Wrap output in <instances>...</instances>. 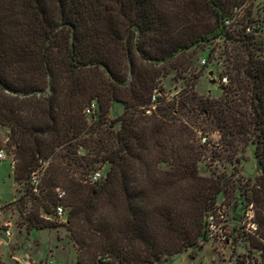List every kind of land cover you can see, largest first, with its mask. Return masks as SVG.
Segmentation results:
<instances>
[{"label": "trees", "instance_id": "16d2710c", "mask_svg": "<svg viewBox=\"0 0 264 264\" xmlns=\"http://www.w3.org/2000/svg\"><path fill=\"white\" fill-rule=\"evenodd\" d=\"M242 1L200 0L213 21L198 30L181 17L185 0H173L171 18L163 0H0V127L21 186L10 204L27 233L54 230L44 214L63 204L77 264L159 262L196 245L218 195L236 190L233 172L200 174L207 147L232 164L251 146L261 174L244 191L264 239V42L245 33L249 23L226 25ZM215 39L228 82L204 95L196 84L208 65L191 72L187 53ZM174 71L184 86L168 96L161 78ZM199 134L216 136L205 145ZM96 169L103 179L85 182ZM254 246L264 252L263 241Z\"/></svg>", "mask_w": 264, "mask_h": 264}, {"label": "rangeland", "instance_id": "374dc122", "mask_svg": "<svg viewBox=\"0 0 264 264\" xmlns=\"http://www.w3.org/2000/svg\"><path fill=\"white\" fill-rule=\"evenodd\" d=\"M162 3L167 7H165L166 11L170 9L171 13L167 12L169 16L172 14L177 15L176 8H173V0H163ZM181 7H183L180 10V13L182 11L183 16L181 17L183 20L188 16L190 20L198 19V23H201L198 30H206L213 21L212 13L200 3V0H185L184 5ZM236 10L237 13H235ZM228 14L232 18L236 17L239 22L249 23L253 29L250 28L247 31L248 26L245 33L255 29L258 38L264 42V0H243L231 7ZM235 14L236 16H234ZM220 45H222L221 39H215L207 45L192 48L187 53L188 61L186 64L190 65L191 72H198L202 65H208L197 80L196 90L200 94L217 95L220 92L221 84L228 82L225 76L220 77V73L224 71V66L219 59V53L223 49ZM211 49H214L215 52L213 53V60L208 63L207 57ZM203 59L206 60L205 64L202 63ZM179 67L182 68V66ZM175 73L174 71L173 74L161 78V85L168 96L174 95L184 86V80L181 79V76L186 78L190 76L189 69L182 72L180 77L175 76ZM224 78H226V81H223ZM121 110V106L117 105L115 113L110 114V117ZM95 114L96 111L92 115ZM87 117L89 120L94 118L89 115ZM8 136L9 130L6 127H0V151L2 150L5 154V158L0 161V239L8 244L7 247L0 246V264H16V261L10 258L11 254L29 256L33 259V264H77L76 252L69 241V233L64 226L66 221L55 219L53 213L44 214L50 220L56 222L57 227L54 230L33 229L27 233L25 227H21L22 217L17 212L16 206L10 204L13 202L12 200L19 196L21 186L13 178L17 159L13 147L9 144ZM215 136L210 137V135L199 134V142L207 145V141L212 140L211 138ZM203 137H206L205 143L201 142ZM220 150L218 149L216 152H220ZM12 154H14L16 161L14 170L10 166ZM205 154L206 157L198 162L201 175L215 176V174L221 173H234L231 178L235 183L236 190L230 194L220 193L213 205L218 219L225 222L227 239L223 241L216 236L208 239L203 236L205 240L203 238L199 239L196 245L179 253L163 255L159 262L152 264H264V252L254 246L257 240L264 243V239L259 233L261 229L257 221L258 205L251 198L250 192L244 191L245 188L252 186L255 179L261 174L260 167L253 156V147L249 146L244 152L237 153L236 156L239 161L232 164L225 159L213 161L212 150L209 147H207ZM46 165L47 163H43L41 168L39 167L36 170L38 173L36 176L37 182ZM101 172L103 171L101 170ZM55 191L61 193L63 190L56 188ZM35 192L38 193L37 190ZM29 206L30 203L26 207L27 210H30ZM64 209L66 220V213L69 208L64 206ZM252 214L253 217H251ZM8 222L10 223L9 226H7ZM8 227L12 234L10 237L5 235V230Z\"/></svg>", "mask_w": 264, "mask_h": 264}, {"label": "built area", "instance_id": "2783aa9c", "mask_svg": "<svg viewBox=\"0 0 264 264\" xmlns=\"http://www.w3.org/2000/svg\"><path fill=\"white\" fill-rule=\"evenodd\" d=\"M235 13H237V10ZM234 16H236V14ZM234 20H236V17H233V18L226 20V25L230 26ZM250 28L253 29V27L249 26L247 28V31H249ZM205 62H206V60L203 59L202 63L205 64ZM223 81H226V78H224ZM152 99L154 100V96L152 97ZM95 108H96L95 102H91V104H89L85 108L84 114L89 115V116L92 115L95 112ZM201 142L205 143L206 137H203L201 139ZM4 158H5V154L1 150L0 151V161H2ZM15 162L16 161L14 159V154H12V157L10 159V166L13 170L15 168ZM41 166H40V168H41ZM37 174L38 173L36 171L33 172V174H32V180L31 181H32V184L34 186H36L38 183L37 179H36ZM102 179H103V173L101 172L100 169H98V170H94L92 173H90L87 176V179L85 180V182L94 184V183L99 182ZM34 190H36V189H34ZM63 195H64V191H62L61 193L58 192V197H62ZM215 210H216L215 207L212 206L205 213V216H204V236H206L207 239L213 238L214 236H216L219 240L226 241V239H227L226 231L227 230L224 227L225 222H224V220L220 221L218 219V216H216V214H215ZM219 213H221V212L219 211ZM53 217L55 219H59L60 221H65V209H64V206L62 204H58L53 208ZM251 217H253V214ZM9 224L10 223L8 222L7 226H9ZM254 229H255V226H254ZM5 235H6V237L11 236V231H10L9 227L5 230ZM3 242L4 241H2V243ZM5 244H7V242H5ZM13 260L16 261V264H33V260H31L28 256L13 257ZM109 263H110V258L98 256L95 264H109Z\"/></svg>", "mask_w": 264, "mask_h": 264}, {"label": "crops", "instance_id": "0c3cea01", "mask_svg": "<svg viewBox=\"0 0 264 264\" xmlns=\"http://www.w3.org/2000/svg\"><path fill=\"white\" fill-rule=\"evenodd\" d=\"M13 199H14V198H13ZM12 201H14V200H12ZM11 235H12V234H11ZM2 241H3V240L0 239V242H1V243H0V246H3V245H4V246L7 247L8 244H5V241L2 243ZM71 245H72V244H71ZM72 247H73V246H72ZM74 251H75V250H74ZM75 254H76V253H75ZM21 256H22V255H21ZM25 256H26V255H25ZM13 257H18V255H13V254H11V255H10V258L13 259ZM28 257H29V256H28ZM29 258H30L31 260H33L31 257H29ZM2 259H3V258H2ZM3 261H4V260H3ZM33 263H34V262H33Z\"/></svg>", "mask_w": 264, "mask_h": 264}]
</instances>
